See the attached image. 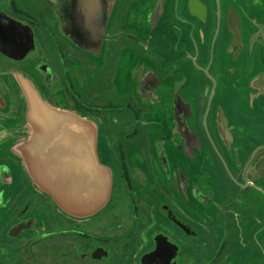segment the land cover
Instances as JSON below:
<instances>
[{
    "label": "flooded vegetation",
    "instance_id": "af4514ba",
    "mask_svg": "<svg viewBox=\"0 0 264 264\" xmlns=\"http://www.w3.org/2000/svg\"><path fill=\"white\" fill-rule=\"evenodd\" d=\"M19 77L96 122L94 216L13 153ZM0 264H264V0H0Z\"/></svg>",
    "mask_w": 264,
    "mask_h": 264
},
{
    "label": "water",
    "instance_id": "95a60500",
    "mask_svg": "<svg viewBox=\"0 0 264 264\" xmlns=\"http://www.w3.org/2000/svg\"><path fill=\"white\" fill-rule=\"evenodd\" d=\"M19 81L28 102L27 137L13 153L61 211L78 219L94 216L112 193L111 173L97 152L96 122L49 104L26 79Z\"/></svg>",
    "mask_w": 264,
    "mask_h": 264
}]
</instances>
